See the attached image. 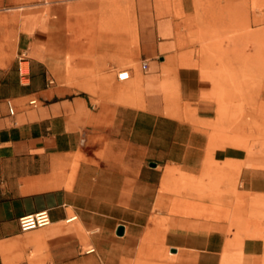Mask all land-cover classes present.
<instances>
[{
	"label": "crops",
	"instance_id": "obj_1",
	"mask_svg": "<svg viewBox=\"0 0 264 264\" xmlns=\"http://www.w3.org/2000/svg\"><path fill=\"white\" fill-rule=\"evenodd\" d=\"M186 2L0 0V264H264V137L217 115Z\"/></svg>",
	"mask_w": 264,
	"mask_h": 264
},
{
	"label": "rangeland",
	"instance_id": "obj_2",
	"mask_svg": "<svg viewBox=\"0 0 264 264\" xmlns=\"http://www.w3.org/2000/svg\"><path fill=\"white\" fill-rule=\"evenodd\" d=\"M186 1L185 14L192 15L190 41L198 46L199 56L214 67V77L219 79L212 81L217 115L229 129L246 133L247 141H255V131H262L264 137V111L259 112V105H264V0ZM174 2L178 4L180 0ZM18 6L0 4V17L22 13L8 9ZM182 14L181 8L180 13L176 10L177 17ZM260 115L263 117L258 118ZM184 185L188 190L185 193L190 196L196 189L207 188L206 182L198 183L190 176L185 178ZM183 204L185 213L194 211L189 201ZM151 243L156 242L152 239ZM157 250L158 247L152 245L150 252ZM165 253L167 257L172 254L168 249ZM137 264L169 262L164 258Z\"/></svg>",
	"mask_w": 264,
	"mask_h": 264
},
{
	"label": "built area",
	"instance_id": "obj_3",
	"mask_svg": "<svg viewBox=\"0 0 264 264\" xmlns=\"http://www.w3.org/2000/svg\"><path fill=\"white\" fill-rule=\"evenodd\" d=\"M141 68L145 70L147 68V62L143 61L141 64ZM18 76L19 82L23 85L28 84L29 82V71H28V63L27 57L24 53L20 55L18 58ZM129 77V72L127 70H121L117 73V78L120 81L126 80ZM30 104H35V100H31ZM9 113L13 114V107L9 105L8 107ZM76 215H71L66 219V222H70L76 219ZM50 223V217L47 210H41L35 213L26 214L18 218L19 229L22 232L35 230L39 228H43ZM87 253L94 252V248H88L86 250ZM101 264V263H100Z\"/></svg>",
	"mask_w": 264,
	"mask_h": 264
},
{
	"label": "water",
	"instance_id": "obj_4",
	"mask_svg": "<svg viewBox=\"0 0 264 264\" xmlns=\"http://www.w3.org/2000/svg\"><path fill=\"white\" fill-rule=\"evenodd\" d=\"M115 234L118 236H122L124 234V226L118 225L115 230Z\"/></svg>",
	"mask_w": 264,
	"mask_h": 264
}]
</instances>
